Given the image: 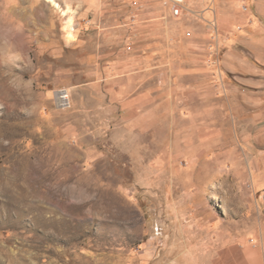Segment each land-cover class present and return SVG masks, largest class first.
Wrapping results in <instances>:
<instances>
[{
  "label": "rangeland",
  "instance_id": "1",
  "mask_svg": "<svg viewBox=\"0 0 264 264\" xmlns=\"http://www.w3.org/2000/svg\"><path fill=\"white\" fill-rule=\"evenodd\" d=\"M185 6L0 0V264H198L211 216L246 229L264 0Z\"/></svg>",
  "mask_w": 264,
  "mask_h": 264
},
{
  "label": "crops",
  "instance_id": "2",
  "mask_svg": "<svg viewBox=\"0 0 264 264\" xmlns=\"http://www.w3.org/2000/svg\"><path fill=\"white\" fill-rule=\"evenodd\" d=\"M117 89L111 85V94L117 93ZM123 90L120 88L119 93ZM147 98V93L139 92L118 100L121 108L129 111L138 105L148 107ZM261 118V126L257 132L247 135L245 144V180L248 187L246 229L237 232L224 230L223 222L211 216L209 222L214 223V229H204L205 245L199 248L198 264H264V111ZM183 250V254L186 250L190 254L194 249L185 247ZM187 259L189 261L185 264H193L190 258Z\"/></svg>",
  "mask_w": 264,
  "mask_h": 264
},
{
  "label": "built area",
  "instance_id": "3",
  "mask_svg": "<svg viewBox=\"0 0 264 264\" xmlns=\"http://www.w3.org/2000/svg\"><path fill=\"white\" fill-rule=\"evenodd\" d=\"M185 2L186 0H167L171 15L174 17L182 16L187 10V7L185 6ZM70 97H71L70 92L66 88H60L57 91H55L56 103L61 108H67L70 106L71 104Z\"/></svg>",
  "mask_w": 264,
  "mask_h": 264
},
{
  "label": "bare ground",
  "instance_id": "4",
  "mask_svg": "<svg viewBox=\"0 0 264 264\" xmlns=\"http://www.w3.org/2000/svg\"><path fill=\"white\" fill-rule=\"evenodd\" d=\"M66 28H67V39H70L72 36V29H73L72 22H71L70 18L67 21Z\"/></svg>",
  "mask_w": 264,
  "mask_h": 264
}]
</instances>
